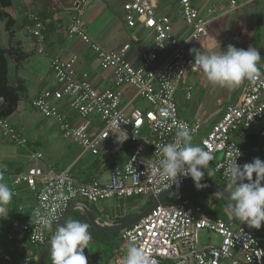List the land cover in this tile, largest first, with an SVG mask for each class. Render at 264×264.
<instances>
[{"label": "built area", "instance_id": "2783aa9c", "mask_svg": "<svg viewBox=\"0 0 264 264\" xmlns=\"http://www.w3.org/2000/svg\"><path fill=\"white\" fill-rule=\"evenodd\" d=\"M89 2L76 0L67 35L81 39L96 55L101 69L112 70L114 87L132 90L129 101L124 104L122 93L112 88L97 91L87 72H77V56L68 60L54 56L51 70L58 87L40 92L31 106L40 115L52 119L64 138L77 142L83 154L97 156L107 144L121 148L131 142L134 149L122 164L112 168L109 182L104 185L81 183L68 171L55 173L43 163L42 153L30 151L28 168L17 175V182L36 195L31 220L11 219L5 227L0 224V235L7 238L18 235L34 249L44 246L48 240V230L42 232L37 222L39 217H49L53 228L70 205L78 200L97 204L109 199L149 197L154 202L162 193L193 182L184 176L177 184L158 182L153 166L161 158L156 146L173 142L179 126L187 125L193 137L201 132L200 121L189 122L180 117L175 96L179 85L199 72L192 70L195 54L191 50H198L208 36L207 20L191 0H177L179 14L190 28L187 38L180 41L173 34L169 17L157 16L146 0H128L123 16L125 24L135 31L148 30L152 40L150 50L142 56V64L135 67L128 59L130 43L106 49L89 37L81 20ZM228 2L231 6L237 5L236 0ZM25 17L28 21L26 29L36 40L37 52L44 54L45 22L33 12H27ZM130 38L137 40L136 33ZM238 38L226 44L224 51L230 44L237 47ZM168 46L172 52L154 68L159 54ZM258 68L255 81H244L239 101L227 105L222 117L200 138L199 146L213 155L210 172L221 183H228L225 176L227 162L239 153L237 163L241 166L258 158L256 153L247 151L240 144L264 119V64ZM192 90L193 85L188 84L187 100L191 98ZM136 99L148 107L130 109ZM95 120H100V129L95 128ZM144 131H147V137L142 138ZM0 134L5 141L27 148V140L7 119H0ZM259 135L264 140V129ZM259 152L264 153V144L259 147ZM219 154L222 157L217 159ZM201 231L215 236L218 241L200 245ZM120 238L122 244L113 251V264H122L125 248L130 243L141 247L155 264H264V247L250 231L240 227L235 220L213 217L190 199L174 205H164L162 201L146 216L122 230ZM38 258L39 254H33L22 258L19 264H36Z\"/></svg>", "mask_w": 264, "mask_h": 264}, {"label": "crops", "instance_id": "0c3cea01", "mask_svg": "<svg viewBox=\"0 0 264 264\" xmlns=\"http://www.w3.org/2000/svg\"><path fill=\"white\" fill-rule=\"evenodd\" d=\"M191 1L199 14L208 22V36L203 39L198 50H202L205 54H210L214 48L213 46L216 44L215 42L209 41L212 24L218 22L220 19H225L226 29L231 35L230 25L234 18H238V27L240 29L245 27L247 20L253 23L256 32H259V41L254 43V47L258 48L259 43L262 41L260 32L261 30L264 31V0H236V6H231L228 0ZM75 2L76 0H14L9 8L4 9V12L9 15V19L14 22V26L10 29H6L5 22L0 24L3 30L2 35L5 40V45L2 46L1 43L0 45L3 50L9 52L7 53L9 84L16 85V82L20 80L27 92V99L18 103L16 111L7 120L13 128L18 131L20 136L27 140L29 150L19 148L15 146V144L5 141L0 134V173H3V175L0 176V181L7 183L13 193L15 192L10 204L6 206V212L0 214L2 215V217H0V224L3 227L8 226L11 219H18L23 222H29L31 220L36 195L30 192L26 186L17 182V175L26 171L28 168L30 150L41 152L43 155V163L55 173L68 171L81 183L104 185L109 182L112 168L115 165L122 164L134 149L132 143H130L129 148L125 151L107 144L97 156H93L90 153L83 154L80 150L75 153L71 149V145L75 144L80 147L77 142L73 139L64 138L58 125L52 119L40 115L31 106L32 100L40 92L45 89L58 87L54 81L51 70V59L54 56H58L64 60H68L72 56H77L78 59L75 64L77 72H87L90 75L93 87L97 91L100 92L109 88L120 91L124 104L129 101L132 95L131 89L114 87L112 70L101 69L96 55L91 52L89 47L81 39L77 37H68L66 30L74 14L73 7ZM127 2L128 0H90L81 20L89 37L106 49H116L125 43H130L131 48L128 53V59L135 67H139L143 61L142 56L150 50L152 40L148 30L141 29L135 31L125 24L123 16ZM146 2L155 9L157 16H167L170 18L173 34L178 40L183 41L187 38L190 33V28L184 24L179 14L177 0H146ZM172 7L176 8L178 14H171ZM27 12L40 13L42 18H44V22L48 28L44 44V54H39L37 52L36 40L26 29L28 23L23 27L24 22L26 23L25 14ZM246 14H260V16L256 17V21L254 22V17ZM186 27H188V29ZM133 33H136L137 40H131L130 37ZM10 34L13 35L11 40L9 38ZM230 35L226 39V42L221 45L222 51H224V46L235 39V37H239L236 42L238 49L244 44V40L240 35H234L232 37ZM15 49H18L17 53L25 56V59L20 64L16 62L17 55L14 52ZM171 52L172 48L168 46L165 52L159 54L158 60L153 67H159ZM263 64L264 63L260 65ZM11 66L14 68L13 83L10 77ZM190 76L185 79L186 84L184 82L181 83L184 86V89H182L184 97L188 84L194 85L193 82L189 80ZM243 83L235 89V94L229 95L232 96V101L224 104V108L219 117L207 127L204 128L203 126L200 134L193 137L194 145L200 144V138L205 136L211 130L212 126L222 117L227 105L235 104L239 101ZM194 87L195 85L193 89ZM236 92L238 93L236 94ZM139 100L140 99H136L132 102L129 108L145 109L146 105L145 107L134 106V103ZM186 100L185 98L182 101L183 103L178 105L180 117L189 122L200 121V119L196 117L192 119L184 117V113L187 110L185 105ZM141 102L143 101L141 100ZM1 104L2 100L0 99V106ZM34 114L39 116L36 119V121L39 122L34 123L35 119L33 120L32 118L35 116ZM17 116H21L23 119H17ZM93 124L96 129L102 127L100 120H95ZM262 129H264V119L249 132L257 133ZM55 138H60L62 144H57ZM63 141H69V143L67 144ZM5 144L14 145L15 149L5 146ZM247 151L256 153L258 158L264 161V153L259 152V146L248 149ZM117 152L118 154L116 155ZM59 155L63 156L62 160L58 158ZM221 157V154H219L217 159ZM211 169L212 167L209 166L205 171V179L202 182H210V178L213 177V175L211 174L209 177L207 174ZM199 194L202 195V193ZM77 202H79V200ZM144 210L137 209L135 210L136 212L128 216H126L123 211L119 210V215L114 216L111 221L134 217ZM205 211L207 212V210ZM82 212L83 211L77 207L71 212L70 216ZM93 212L98 222L97 212L95 210H93ZM262 226L264 234V223H262ZM52 231H55V227L48 230V237ZM262 242L264 243V240ZM89 243L99 246L98 243L92 240ZM41 248L42 247L36 249V251H34L32 247L28 248L25 239L18 235L12 238L0 235V264H19L20 260L24 257H29L33 254L40 255ZM24 249L29 250L28 255L22 251ZM86 252H88V249ZM100 252L101 251H99L98 257L92 259V261L88 263L91 264L97 261Z\"/></svg>", "mask_w": 264, "mask_h": 264}, {"label": "clouds", "instance_id": "9594fccd", "mask_svg": "<svg viewBox=\"0 0 264 264\" xmlns=\"http://www.w3.org/2000/svg\"><path fill=\"white\" fill-rule=\"evenodd\" d=\"M191 51L195 54L192 70L202 71L214 87L235 90L246 80L255 81L259 74L258 63L262 59L255 47L245 50L230 44L226 51L221 50L219 53L205 54L196 49ZM156 148L161 157L153 166L158 182L177 184L179 178L184 176L190 177L197 189L207 187L201 181L213 155L193 144V134L187 125L178 127L173 142ZM238 156L227 162L225 173L229 190L225 197L229 201L228 215L249 227L260 229L264 223V161L255 158L251 163L241 166L237 163ZM211 174L209 171L207 175L210 177ZM218 193L224 195L222 191ZM13 195L8 184L0 181V214L6 212ZM37 222L42 232L52 227L51 219L47 216L39 217ZM89 227L88 223L79 220L58 224L48 243L52 264H88L85 248L92 240ZM122 264H155V261L141 247L130 243L122 257Z\"/></svg>", "mask_w": 264, "mask_h": 264}, {"label": "rangeland", "instance_id": "374dc122", "mask_svg": "<svg viewBox=\"0 0 264 264\" xmlns=\"http://www.w3.org/2000/svg\"><path fill=\"white\" fill-rule=\"evenodd\" d=\"M171 14H176L177 10L176 8L172 7ZM178 14V13H177ZM248 16L254 17V22L256 21V17L260 16V14H246ZM243 19V18H242ZM188 29V27H186ZM2 28L0 27V43L1 45H5V40L2 35ZM230 32L226 29V22L225 19H220L218 22H215L211 26V32L209 41L215 42L216 44L213 46L212 52L219 53L221 51V45L226 42V39L229 37V35L232 37L234 35H240L241 38L244 40V44L239 47V49H247L249 47H254V40L253 37L256 33V29L254 28V25L249 20L246 21V25L243 29H240L238 27V18H234L232 24L230 25ZM189 32V30H188ZM262 35V41L259 43L258 48H256L261 55V61L258 63V65L264 63V31L261 30ZM228 41V40H227ZM211 52V53H212ZM13 74H14V68L10 67V77L11 81L13 83ZM190 81L193 82L195 85L193 91H192V97L189 100H186V112L184 113V117L187 119H192L194 117L199 118L202 124V127H207L211 122L216 120L219 115L221 114L224 104L229 103L232 101V96L235 94L236 90H229L226 88L221 87H214L212 86L205 78L202 71L199 73L192 74L189 78ZM193 85V86H194ZM184 89V86L182 84L179 85L178 91L176 93L175 99L178 105H181L184 97V92L182 91ZM229 92V94H228ZM238 92H236L237 94ZM148 107L146 103L141 102V100L136 101L134 103V106L138 107ZM33 120L35 119L34 123L39 122L36 121V119L39 117L37 114H34ZM17 119H23L21 116H17ZM147 137V131H144L142 133V138ZM55 142L60 145L62 140L60 138H55ZM64 143H69V141H63ZM62 144V143H61ZM5 146L12 147L15 149V146L17 145H11V144H5ZM19 147V146H17ZM20 148V147H19ZM22 149H28L22 148ZM71 149L77 153L79 150L82 151L81 147H78L75 144L71 145ZM31 151V150H30ZM34 152V151H32ZM41 153V152H40ZM58 158L60 160L63 159L62 155H59ZM205 179V177H204ZM203 179V180H204ZM202 180V181H203ZM215 184V186H222L223 184L220 183V181L216 177H211L210 182ZM225 184V183H224ZM229 192V190H228ZM202 193V195H208L209 198L204 199L199 194ZM189 196L190 201L197 203L200 199H202L203 204L208 208V210H211L212 213H214L216 216L228 221L230 220V216L228 215V210L223 204L221 200H219L216 196H213V199L217 202V205L210 206L211 198L209 196V192L205 189H197L196 187H189L180 191H177L175 193L167 195L165 198H163V204L164 205H174L178 203L182 197ZM79 202L84 203L88 205L91 209L95 210L97 212L98 220L102 223L110 222L114 216L119 215V210L123 211L126 216L130 215L131 213L136 212L137 209H145L147 208L151 203H153V200L149 197H140L136 199H125V200H117V199H109L106 201L99 202L97 204H91L85 200H79ZM135 209V210H134ZM134 210V211H133ZM74 214L70 216V218L67 220H71V217H73ZM123 216V215H121ZM213 216V215H212ZM214 217V216H213ZM109 236V243L110 244H101V245H94L89 243L88 248H85V254L87 256V260L90 263L92 259H95L98 257L99 251H102L103 254L100 256V259L96 262V264H112L113 263V251L117 248H119L122 244L120 234L116 235L112 232L107 234ZM218 240L215 238V236L208 234L206 231H201L199 236V242L200 245H207L217 242ZM27 247H31L27 244ZM99 247V248H98ZM34 251L36 249L32 248ZM88 249V252H86ZM127 250V248H125ZM24 253L29 254L28 249L22 250ZM88 263V264H89Z\"/></svg>", "mask_w": 264, "mask_h": 264}, {"label": "trees", "instance_id": "16d2710c", "mask_svg": "<svg viewBox=\"0 0 264 264\" xmlns=\"http://www.w3.org/2000/svg\"><path fill=\"white\" fill-rule=\"evenodd\" d=\"M11 4H12V1H10V0H0V24L2 22H5L6 29H10L11 27L14 26V22L9 19V15L6 12H4V9L5 8H9L11 6ZM38 16L44 22V18H42L40 13L38 14ZM27 23H28V21L26 20V23L24 22L23 27H25V25ZM47 32H48V28L46 26V28L44 30L45 41H46ZM12 36L13 35L10 34V37H9L10 40L12 39ZM253 39H254L255 43L259 41V32L258 31L255 33ZM14 52L17 55L16 62L20 64L25 59V56L17 53L18 49H15ZM7 53H9V52L3 50L1 45H0V99L2 100V104L0 106V119H8L16 111L18 103L20 101H23V100L27 99V92H26V89H25L22 81L18 80L16 82V85H10L9 84V80H8V54ZM259 132H257V133L248 132V134L245 136V138L240 141V144L247 150L251 149L253 147H258V146L260 147L262 144H264V140L260 137ZM130 143L131 142H128L124 146H122L121 150H123V151L127 150L129 148ZM118 152L116 153V155L118 154ZM209 166L213 167V161H210ZM253 179H255V174H253ZM222 184H223L222 186L220 185V186H217V187L220 188L223 191V193L228 195L229 192H228V189H227V184L226 183L225 184L222 183ZM213 185H215V184H213ZM206 190L209 192V196L211 198L210 206L213 207V206L217 205V202L213 199V196H216L219 200H221L223 202V204L225 205V207L228 210V207L226 206L224 201L221 199V197L218 194H216V192H214L212 190H209V189H206ZM201 196L204 199L209 198L207 194L206 195H201ZM189 198H190L189 196H184V197L181 198V200L189 199ZM197 204L202 206V208L204 210H207V212L210 213L211 215H213L214 217H218L214 213H212L211 210H208V208L203 204L202 199H200ZM130 218H132V217L116 219L114 221L107 222V223H102L100 221H98V222H99V224L104 225V226L117 225V224H121L123 222H126ZM71 220H79L81 222L88 223L89 226H90L89 227V232L91 233L92 241L98 243L99 245H101V244H110L109 243V236L107 235L109 233L100 232V231L96 230L89 223L85 213H83V212L82 213H75L73 215V217H71ZM230 220H234V219L231 218ZM65 223H67V221ZM253 229L258 234L260 239L263 241L264 240L263 226H261L260 229H255V228H253ZM112 233L116 234V235H119L121 233V231L120 232H112ZM53 234H54V231H52L49 234V237H48V240H47L46 244L49 242V240H50V238H51V236ZM46 244L44 246H42L41 251L46 246ZM102 254H103V252L101 251L97 261L100 259V256ZM97 261H95V262H93L91 264H95ZM46 264H52L51 254H49V256L47 258V261H46Z\"/></svg>", "mask_w": 264, "mask_h": 264}, {"label": "water", "instance_id": "95a60500", "mask_svg": "<svg viewBox=\"0 0 264 264\" xmlns=\"http://www.w3.org/2000/svg\"><path fill=\"white\" fill-rule=\"evenodd\" d=\"M10 1H14V0H10ZM201 184H206L207 187H204L206 189L212 190L214 192H216V194H218L221 199L224 201V203L226 204V206L228 207L229 201L225 198L227 195L224 193V195H221L220 191H222L220 188H218L217 186L211 184V183H206V182H202ZM189 187H195L194 182H190V183H186L183 185H178L172 189H170L167 192L162 193L158 200L154 201L150 206H148L144 211H142L140 214L132 217L131 219L127 220L126 222H123L121 224H117V225H111V226H102L99 225L95 214L93 212V210L86 204L81 203V202H75L73 204L70 205V207L64 212L62 218L60 219V221L56 224V226L58 224H63L65 223V221L68 219V217L70 216L71 212L75 209V208H80L87 216V219L89 221V223L98 231L100 232H105V233H111V232H120L130 226H132L134 223H136L139 219H141L142 217L146 216L148 213H150L156 206H158L160 203H162L163 198H165L167 195L175 193L177 191L189 188ZM223 192V191H222ZM234 219V218H233ZM235 222L242 228L250 231L252 233V235L256 238V240L258 241V243L264 247V243L262 242V240L260 239V237L258 236V234L254 231V229L252 227H249L246 223H242L237 221L236 219H234ZM56 226H55V230H56ZM55 232V231H54ZM49 243V242H48ZM47 243V245L44 247V249L41 251L40 255H39V259L37 264H46L47 258L50 254L49 252V248L50 245Z\"/></svg>", "mask_w": 264, "mask_h": 264}]
</instances>
